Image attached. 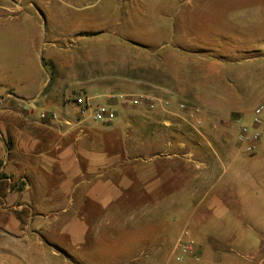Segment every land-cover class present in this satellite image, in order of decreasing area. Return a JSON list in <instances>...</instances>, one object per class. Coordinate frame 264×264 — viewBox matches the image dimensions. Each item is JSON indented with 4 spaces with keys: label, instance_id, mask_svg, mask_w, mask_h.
Masks as SVG:
<instances>
[{
    "label": "crops",
    "instance_id": "1",
    "mask_svg": "<svg viewBox=\"0 0 264 264\" xmlns=\"http://www.w3.org/2000/svg\"><path fill=\"white\" fill-rule=\"evenodd\" d=\"M24 12L0 15V25L39 54L38 15L10 25ZM253 59L246 74L264 89V56ZM8 65L0 69V172L10 177L0 186V264H195L172 252L183 231L204 264H264V132L253 153L241 152L239 127L221 118L207 90L194 99L202 119L194 133L171 114L180 113L178 103L161 95L168 104L152 110L109 98L120 92L70 97L52 85L40 58ZM220 70L204 74L207 89L223 85ZM78 96L113 106L115 120L82 118ZM170 206L188 210L173 232L170 224L156 227L157 239L151 230L139 239L126 232L120 254L95 248L111 220Z\"/></svg>",
    "mask_w": 264,
    "mask_h": 264
},
{
    "label": "rangeland",
    "instance_id": "2",
    "mask_svg": "<svg viewBox=\"0 0 264 264\" xmlns=\"http://www.w3.org/2000/svg\"><path fill=\"white\" fill-rule=\"evenodd\" d=\"M23 11L25 16L10 25L23 26V19L37 14L42 20L35 28L42 41L40 52L31 51L30 43L15 37L18 34L8 37L0 25V69L11 67L8 63L14 60L40 58L52 85L67 90L70 97L144 92L161 95L171 105L201 107L194 99L207 90L215 108L224 111L221 118L238 127L251 125L254 108L264 102V89L246 74L257 62L253 58L264 56V0H0V15ZM220 68L223 85L207 89L204 74ZM242 72L246 75L239 78ZM118 106L124 108L119 101ZM5 147L0 146L2 156ZM0 179V186H7L10 177L0 172ZM142 199L149 201L151 196L143 194ZM187 211L170 206L128 214L120 223L111 220L98 229L95 248L123 253L129 247L126 232L139 239L151 230L157 239L158 225L170 224L173 232Z\"/></svg>",
    "mask_w": 264,
    "mask_h": 264
},
{
    "label": "built area",
    "instance_id": "3",
    "mask_svg": "<svg viewBox=\"0 0 264 264\" xmlns=\"http://www.w3.org/2000/svg\"><path fill=\"white\" fill-rule=\"evenodd\" d=\"M109 98H117L133 107L144 105L150 110L154 109L156 106L165 109L164 106L168 104L167 100L144 92H120L110 95ZM73 102L79 108L78 111L82 118H91L102 125L110 124L116 118V110L113 106L105 107L100 104H93L90 97L78 96L73 99ZM178 110L180 113L175 112L171 114L182 119L195 130L201 126L202 119L199 115L201 113L200 107L190 106L180 102L178 103ZM253 111L254 118L251 125H241L237 134L240 150L245 154L254 152L260 135L264 132V102L256 105ZM45 115V113H42L40 116L45 117ZM51 117L55 119L56 114L51 113ZM185 234L186 232L183 231L174 244L172 252L175 255V259L177 261H182L185 256H189L194 260L195 264H204L195 250L194 242L184 239Z\"/></svg>",
    "mask_w": 264,
    "mask_h": 264
}]
</instances>
